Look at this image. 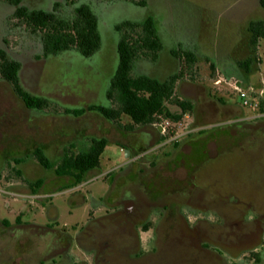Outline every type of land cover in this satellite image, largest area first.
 I'll list each match as a JSON object with an SVG mask.
<instances>
[{
    "label": "flooded vegetation",
    "instance_id": "af4514ba",
    "mask_svg": "<svg viewBox=\"0 0 264 264\" xmlns=\"http://www.w3.org/2000/svg\"><path fill=\"white\" fill-rule=\"evenodd\" d=\"M0 3L9 9L0 17V88H5L0 90V264H264V251L254 250L264 246V111L251 109L255 113L248 114L246 106L211 96L199 83L195 90L203 89V97L194 95L191 84L179 76L181 71H175L170 75H178L175 87L182 97L171 100L176 108L170 111L181 114L174 122L183 117L190 121L182 133H167L172 135L169 139L155 121L131 125L129 120L125 125L120 119L126 115L104 114L115 108L108 93L117 66L103 100L60 106L42 85L55 64H45V72L37 78L29 69L30 87L23 80L25 66L40 59L92 61L101 43L89 54L75 45L46 50L41 31L25 26L16 10L18 6L41 9L71 21L76 7L86 4L95 13L92 6L85 0H55L52 9L31 7L25 0L17 5L9 0ZM61 5H71L70 18L58 15ZM249 23L247 45L252 53L264 35L253 43ZM18 28L39 37L37 52L18 37ZM113 29L119 38L120 32ZM185 52L193 54L170 50L182 64ZM245 59L238 65L246 70L241 65ZM141 74L150 76L137 75ZM35 99L40 101L35 104ZM178 101L191 108L181 111ZM56 114L67 121L85 120L84 128L71 123L63 133L50 123ZM91 121H99L94 131ZM114 130L118 141L110 138ZM102 140L103 151L115 140L128 156L104 170L105 162L99 158V165L78 182L80 168L70 173L59 170L67 158H79ZM94 171L104 176L106 184L99 197L81 191L84 179ZM59 193L68 194L75 206H88L81 224L67 228L57 222L58 208L50 197ZM13 199L24 204L14 209ZM32 203L40 206L44 223L27 216L26 206ZM58 257L63 258L60 263Z\"/></svg>",
    "mask_w": 264,
    "mask_h": 264
},
{
    "label": "rangeland",
    "instance_id": "374dc122",
    "mask_svg": "<svg viewBox=\"0 0 264 264\" xmlns=\"http://www.w3.org/2000/svg\"><path fill=\"white\" fill-rule=\"evenodd\" d=\"M54 1L25 0V4L31 7L52 9ZM145 1V6H137L123 0H85L92 6L99 21L101 48L98 54L92 61L82 60L79 57L54 60V62L40 59L35 61L33 66L32 64L28 67L25 66L24 83L30 87L29 81L26 79L29 78L27 75L30 70H33L34 77L37 78L45 72V64L54 63L53 74H49L42 85L48 93H51L55 103L69 107L67 104L70 102L86 104L92 98L103 100L107 81L114 74L118 62L116 46L119 38L118 34L114 32L113 24L125 19L142 21L145 17L152 16L156 22L163 49L155 62L144 56L139 57L135 62L133 74L148 73L152 77L164 80L171 73L181 71L179 76L187 84H191L189 89L194 95L197 93L196 95L203 97V91L206 88L211 96H219L226 102L238 103L241 106L242 98L233 89L234 84L245 89L249 97L254 96L255 92L262 91L264 94V40H261L252 55L250 47L247 45L249 34L246 31L249 22L258 19L264 20V8L259 5L258 0ZM57 13L64 18H70L72 15L71 5H61ZM7 14H9L8 6L0 3V17L4 18ZM17 32L18 37H24L23 40L28 42L27 45L32 47L34 53L38 51L40 40L37 35H29L21 28H18ZM172 48L192 51L195 62L190 66H187L186 63L182 64L171 56ZM249 56L252 58V62L249 69L245 70L238 65V61ZM216 80H220L219 83L216 84ZM196 83L204 86V90L201 88L195 90L194 84ZM0 90H5V88H0ZM178 96L182 97L177 91L176 85L172 99ZM260 103L261 101L259 105ZM204 104L206 103L203 102ZM167 106L173 111L176 108L172 101H168ZM244 108L248 114L255 113L247 107ZM62 116L56 114L53 116L55 120L50 121L57 128L60 127L61 132L67 133L68 125L71 123L80 126L81 129L84 128L85 120L76 121L69 116L70 120L67 121ZM60 117L62 118L60 119ZM129 120L127 116H122L120 123L126 125L130 123ZM189 121L190 117H183L179 122L166 118L157 120L164 124L168 134L172 135L174 132L180 134L185 131V126ZM98 122L91 121L92 131L97 128ZM52 124L50 125L55 127ZM50 138L54 137L50 136ZM110 138L117 141L120 139L115 130L111 133ZM124 157L125 154L120 145L115 140H110L100 157V161L105 162L101 170L115 167L125 160ZM98 173V171H94L84 179L81 187L82 192H90L96 197L103 193L106 184L104 176ZM55 190L50 189V192ZM50 200L58 208L57 222L60 225L70 228L85 220L88 206L73 205L68 194H54ZM10 203L14 209H19L24 204L20 199L10 200ZM30 205L26 206L27 216L44 223L45 218L41 214L40 206H35L34 203ZM213 250L217 251V248ZM254 250L262 252L264 246ZM245 256L242 255V258Z\"/></svg>",
    "mask_w": 264,
    "mask_h": 264
},
{
    "label": "trees",
    "instance_id": "16d2710c",
    "mask_svg": "<svg viewBox=\"0 0 264 264\" xmlns=\"http://www.w3.org/2000/svg\"><path fill=\"white\" fill-rule=\"evenodd\" d=\"M17 5L21 0H9ZM139 6H145V0H125ZM264 6V0H260ZM18 18L25 26L33 30H40L42 42L46 50H58L75 45L82 53L89 54L96 50L101 43L98 30V20L95 13L86 4H81L75 9V17L67 21L57 17L52 12L41 9L28 10L18 6ZM120 32L117 42L118 65L111 80L109 97L113 99L115 108L103 111L106 116L118 118L126 115L131 125H150L159 117L177 121L181 114L173 113L167 106L175 93L177 74H172L164 80H159L148 75L133 74L134 63L137 58L144 56L154 61L162 49V42L158 35L156 22L152 16L145 17L142 21L124 20L114 26ZM252 32V42L258 36L264 35V22L261 20L249 23ZM187 66L195 62V57L190 52H185ZM252 58H246L241 65L247 70ZM40 100L35 99V104ZM173 101V100H172ZM181 111L191 108L188 102L176 103ZM259 110L264 111L261 101ZM105 142H95L91 148L81 154L79 158H67L59 170L70 173L80 168L76 182L81 181L82 174L99 165V158ZM63 169V170H62Z\"/></svg>",
    "mask_w": 264,
    "mask_h": 264
},
{
    "label": "built area",
    "instance_id": "2783aa9c",
    "mask_svg": "<svg viewBox=\"0 0 264 264\" xmlns=\"http://www.w3.org/2000/svg\"><path fill=\"white\" fill-rule=\"evenodd\" d=\"M220 80H216V83H218ZM237 83V82H236ZM233 89L236 91V93H238L240 95V97L242 98V105L252 109V110H256L259 107V102L263 101L264 102V94L263 92H255L256 94L254 96L249 97L246 93V90L243 89L240 85L234 84ZM259 95V96H258ZM260 99V100H259ZM154 125H156L159 130L160 133L162 135H166L168 133L167 127L160 123V122H154ZM169 139L172 138V135H168Z\"/></svg>",
    "mask_w": 264,
    "mask_h": 264
},
{
    "label": "water",
    "instance_id": "95a60500",
    "mask_svg": "<svg viewBox=\"0 0 264 264\" xmlns=\"http://www.w3.org/2000/svg\"><path fill=\"white\" fill-rule=\"evenodd\" d=\"M123 1H125V0H123ZM126 2H129V1H126ZM129 3H131V4H133V5H136V4L132 3V2H129ZM137 6H139V5H137ZM97 20H98V18H97ZM125 20L136 21V20H132V19H125ZM121 21H123V20H121ZM119 22H120V21H119ZM116 23H118V22H116ZM116 23H115V24H116ZM115 24H113V26H112L113 28H114V25H115ZM98 29H100V27H99V21H98ZM124 154H125V157H127V156H128V151L125 150V153H124Z\"/></svg>",
    "mask_w": 264,
    "mask_h": 264
},
{
    "label": "crops",
    "instance_id": "0c3cea01",
    "mask_svg": "<svg viewBox=\"0 0 264 264\" xmlns=\"http://www.w3.org/2000/svg\"><path fill=\"white\" fill-rule=\"evenodd\" d=\"M56 260L58 263H60L63 260V258L58 257V258H56Z\"/></svg>",
    "mask_w": 264,
    "mask_h": 264
}]
</instances>
